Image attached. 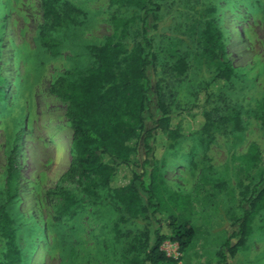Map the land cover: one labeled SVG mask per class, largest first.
Segmentation results:
<instances>
[{
    "label": "rangeland",
    "instance_id": "obj_1",
    "mask_svg": "<svg viewBox=\"0 0 264 264\" xmlns=\"http://www.w3.org/2000/svg\"><path fill=\"white\" fill-rule=\"evenodd\" d=\"M63 1L83 14L78 25L50 30L57 39V52H52L39 40L40 0H0V206L15 230L20 253L15 264H124V252L131 244L136 246L128 253L140 251L142 232L148 229L151 235L153 222L128 215L121 221L103 191L96 203L78 194L57 222L46 196L72 155L67 103L50 85L58 76L70 79L94 65L89 48L102 44L112 33V15L126 8L109 0ZM156 2L150 36L159 57L157 77L175 103L201 104L175 117L183 131L178 138L156 134L161 175L167 188L188 196L195 230L182 249L165 239L158 249L176 262L158 264H218V247L240 215L239 191L256 183L264 170V0ZM207 12L221 33L219 58L210 57L202 20ZM177 59L188 63L179 79L169 68ZM224 62L233 68L230 79L213 85V96L202 104L205 83ZM204 110L215 119L207 132L198 130ZM14 147L19 182L16 197L7 202V159ZM226 262L264 264L263 210L253 218L244 246ZM0 264H5L1 254Z\"/></svg>",
    "mask_w": 264,
    "mask_h": 264
},
{
    "label": "trees",
    "instance_id": "obj_2",
    "mask_svg": "<svg viewBox=\"0 0 264 264\" xmlns=\"http://www.w3.org/2000/svg\"><path fill=\"white\" fill-rule=\"evenodd\" d=\"M109 3L118 9L126 8L121 15H112V33L102 44L89 48L94 65L70 79L58 76L50 85V91L67 103L72 155L67 169L46 196L58 222L76 204L78 194L96 203L101 192H105L113 208L119 211L121 221L128 215L145 218L148 225L153 222L155 226L151 235L148 229L142 232L144 244L140 251L128 253L136 246L131 244L128 252H124V264L176 262L158 249L160 244L170 239L180 249L185 248L193 240L195 230L189 220L188 196L167 188L161 175L156 134L165 132L175 140L183 133L175 117L201 104L189 108L175 103L172 93L164 90L167 84L157 77L159 57L150 36L159 9L156 0H109ZM40 5L43 23L39 27V40L57 52L54 49L57 39L50 30L55 26L78 25L83 13L63 0H40ZM203 15L204 32L211 43L210 57L219 58L223 52L221 33L209 13ZM221 66L213 79L205 83L202 104L213 96V85L220 87L230 79L231 65L224 62ZM169 68L174 71L173 77L179 79L187 71L188 63L177 59ZM198 116L201 117L198 130L209 131L215 123L212 111H200ZM16 149L11 150L7 159L4 188L7 202L17 195ZM239 196L240 215L231 221V231L218 247V264H228L227 255L233 258L244 246L259 210H263L264 218V170L256 183L239 191ZM0 243L5 264L20 261L12 220L3 206H0ZM144 246L148 247L144 250Z\"/></svg>",
    "mask_w": 264,
    "mask_h": 264
}]
</instances>
